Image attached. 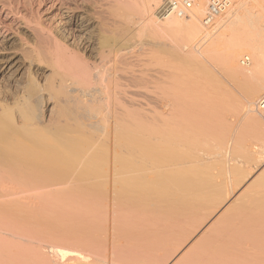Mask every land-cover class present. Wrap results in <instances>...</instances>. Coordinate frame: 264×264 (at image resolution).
<instances>
[{
	"label": "bare ground",
	"instance_id": "bare-ground-1",
	"mask_svg": "<svg viewBox=\"0 0 264 264\" xmlns=\"http://www.w3.org/2000/svg\"><path fill=\"white\" fill-rule=\"evenodd\" d=\"M103 1L0 0V264H159L182 247L172 264H264V155L215 134L204 81L215 57L264 72V0L210 30L208 0L185 18L162 0H112L107 17ZM147 31L158 51L139 70Z\"/></svg>",
	"mask_w": 264,
	"mask_h": 264
},
{
	"label": "rangeland",
	"instance_id": "rangeland-1",
	"mask_svg": "<svg viewBox=\"0 0 264 264\" xmlns=\"http://www.w3.org/2000/svg\"><path fill=\"white\" fill-rule=\"evenodd\" d=\"M109 2H112V0H104L102 5V13L107 17H108L107 9H109ZM160 7H162L164 11ZM160 7L159 8L163 11V13H166V9L168 10L167 0H162ZM158 9H156V12L158 11ZM166 14L168 15L169 13ZM204 17L205 16H202V24L204 29L205 30L212 29L214 25H211L210 27L204 25L203 23ZM220 17H217L216 21ZM44 20L48 24H53L55 27H57L56 32L60 37L65 38L66 36L65 40L69 44L72 42L69 40V38H67V35L64 32L65 31L64 27L59 25L57 17H54L53 15H49V14H44ZM18 33L21 35V37L27 38V33L24 32L23 30L18 29ZM167 36L168 38H170V40L179 41L182 44H186V45H191L193 44V42L194 43L199 42V39L198 40L191 39L188 36V34L185 33L184 29H179L178 31L176 30V32L170 31L168 32ZM142 40H144V45L137 49L134 57V65L139 70L147 69L148 68L147 66L150 63H152L153 60L155 59L158 51V48L156 46V42L158 40V34L157 32L147 31L142 35ZM207 45L208 43L204 44L205 47ZM86 55L89 56L90 53H86ZM246 56L250 57L251 61L253 60L252 55L248 52H245L243 56L240 58V60ZM207 61H203L204 64L211 61L213 65L211 67V65H209L211 63L206 64L209 65L210 69H207L208 75H206L205 77L206 80L204 79L206 84L205 86L206 87L208 86L207 87L208 90L206 91L205 96L207 98V106L209 107V110L212 113L210 123L215 130V134L221 136L234 137L235 139L240 140L242 143H244L246 146L249 147V149L252 151L254 155V158L262 157L264 155L263 154L264 153V109L259 108L258 105L259 102L264 97V72H262L256 77L249 79L234 78L231 75H229L228 72H226L221 59L215 57V59L212 58L210 61L208 62ZM170 63H172V60H170ZM202 72H204V70ZM258 83L263 85V89L256 95L257 97L255 100V104L253 106L254 107L253 117L250 115H244L243 112H241L242 111L241 105L244 102L243 100H244V95L246 94V90L248 91L250 85L254 86ZM138 94L139 93H137V95ZM226 204L222 205L220 208L216 210L215 214H213L210 217L211 220L216 216L217 213L219 214V212L222 211V209ZM211 220L207 221L206 223L208 224V222H210ZM201 222H199V224ZM196 225H198V223ZM198 226H196V228H198ZM202 226L203 228L200 227L199 229V231L201 232L206 227L205 225ZM199 231L194 235L195 237L194 236L192 237V240H194L200 234ZM183 239L184 238L180 240L181 243L179 244V246L182 245ZM183 248L184 247H182L178 253L176 252V254L174 253L175 251L173 253L171 252L172 255H170V253L166 254L165 256L167 257L164 256L163 258L164 261L162 259V263L159 262V264L160 263L172 264L180 256V253L181 251H183ZM169 255L171 257L173 256L172 259Z\"/></svg>",
	"mask_w": 264,
	"mask_h": 264
},
{
	"label": "built area",
	"instance_id": "built-area-1",
	"mask_svg": "<svg viewBox=\"0 0 264 264\" xmlns=\"http://www.w3.org/2000/svg\"><path fill=\"white\" fill-rule=\"evenodd\" d=\"M167 2L170 13L180 18L188 17L194 7L193 0H168ZM234 2L235 0H208V9L203 20L204 25L207 27L213 25L217 17L225 12ZM245 62H248V58L245 59ZM259 106H262V109H264L263 100L259 102Z\"/></svg>",
	"mask_w": 264,
	"mask_h": 264
}]
</instances>
